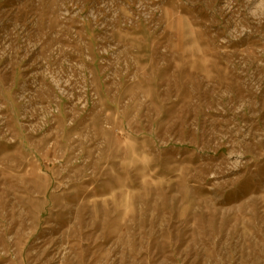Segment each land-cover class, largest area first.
I'll return each instance as SVG.
<instances>
[{"label":"rangeland","instance_id":"obj_1","mask_svg":"<svg viewBox=\"0 0 264 264\" xmlns=\"http://www.w3.org/2000/svg\"><path fill=\"white\" fill-rule=\"evenodd\" d=\"M0 264H264V0H0Z\"/></svg>","mask_w":264,"mask_h":264}]
</instances>
